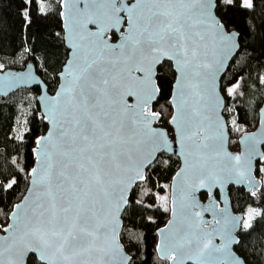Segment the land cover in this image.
Instances as JSON below:
<instances>
[{
	"label": "snow or ice",
	"instance_id": "6c2138e0",
	"mask_svg": "<svg viewBox=\"0 0 264 264\" xmlns=\"http://www.w3.org/2000/svg\"><path fill=\"white\" fill-rule=\"evenodd\" d=\"M31 3L25 0L26 6ZM69 3L72 7L61 15L71 25V51L62 83L45 103V119L52 128L37 140L40 167L30 172L31 198L15 206L13 223L4 229L11 241L7 249L0 244V264H132L119 240V217L129 207L136 211L137 205L154 206L142 198L129 199L126 193L132 185L138 187L137 182H147L145 170L158 159L155 153L162 155L169 147L168 133L153 127L161 113L151 108L162 91L156 72L165 60L173 62L168 67L177 74L175 114L168 123L175 125L187 149L185 167L177 176L190 173L193 183L178 193L186 201L187 229L170 240L165 237L158 249L173 264H238L228 250L230 228L218 233L223 247L216 246L211 237L218 230L205 233L203 221L197 219L201 214L193 211L194 192L209 189L211 198V186L223 182L221 172L238 182L251 181L249 158L225 153L224 159H217L219 153L210 142L222 138L223 130L201 106L204 80L212 67L209 44L232 39L215 14L216 0H64L65 6ZM219 4L254 7L253 0ZM38 11L46 12L43 0ZM23 15L29 22L27 7ZM109 32L118 43L109 42ZM190 96L197 99L190 102ZM15 183L13 178L5 188ZM150 194L151 189L144 192ZM172 214L175 218V207ZM258 215L250 209L243 227L251 228ZM215 254L223 259L213 260Z\"/></svg>",
	"mask_w": 264,
	"mask_h": 264
},
{
	"label": "trees",
	"instance_id": "16d2710c",
	"mask_svg": "<svg viewBox=\"0 0 264 264\" xmlns=\"http://www.w3.org/2000/svg\"><path fill=\"white\" fill-rule=\"evenodd\" d=\"M46 12L38 11L40 0H0V64L3 68L17 69L33 62L38 74L54 92L58 84V72L68 50L63 39L60 18V0H43ZM252 9L238 5L216 8L220 20L228 30L239 33L240 50L221 78V90L225 99L224 116L230 133L229 147L238 149L239 136L258 125L259 108L264 99V0H253ZM27 7L29 22L23 12ZM114 35V33H113ZM115 37V35H114ZM169 61L157 70V82L162 91L153 104V110L161 113L156 124L172 133L168 123L172 114L169 102L175 73L169 70ZM229 89L233 91L229 94ZM38 88H20L7 97H0V222L7 223L13 205L24 195L29 172L33 166V148L36 139L45 132L47 123L41 115L36 99ZM22 137V138H21ZM146 169L147 182L139 181L132 188L129 199H143L153 207L136 206L123 212L120 239L132 257V264H168L157 256V229L169 218V192L173 175L180 166L175 155L159 154ZM264 159L256 163V176L262 186L255 195L242 187L230 186L232 208L244 215L254 208L260 213L252 219V227L243 224L238 232L236 251L247 264H264ZM15 178L11 189L5 185ZM151 189V194L144 192ZM201 193L202 199L206 198ZM165 198V199H161ZM167 208V211H165ZM148 217H151L149 220Z\"/></svg>",
	"mask_w": 264,
	"mask_h": 264
},
{
	"label": "water",
	"instance_id": "95a60500",
	"mask_svg": "<svg viewBox=\"0 0 264 264\" xmlns=\"http://www.w3.org/2000/svg\"><path fill=\"white\" fill-rule=\"evenodd\" d=\"M126 2H131V0H126ZM70 7H72L71 3L65 6L64 0H60V18L62 22L63 39H64L65 47L68 50V53L64 63L61 66V69L58 72V84L54 92H49L47 88V84L38 74L33 62L27 63L24 66V68L21 69H17L14 67H6L0 69V97H7L8 95L17 91L20 88H33V87L38 88L36 99L39 104L41 115L43 116L44 121L47 123V128L45 132L39 135L36 139V145L33 148L34 162L31 169L40 167V165L38 164L39 157L37 156V149L39 147L37 144L38 138L42 136H46L47 133L52 128L51 123L45 119L46 100L47 98L54 96L56 91L59 89L62 83L61 73L64 71L65 65L69 59V53L71 51V48L69 47V43H68V34H69L68 29L71 25L69 24L68 18L66 16L61 15V12H66L67 8ZM215 14L219 18L216 9H215ZM227 32L232 34V39L224 40L222 42L218 41L215 45L209 44L208 59L209 62L212 64V67L208 70L207 76L204 80L203 101L201 102V106L202 109L207 110V114L211 117L213 121H217V120L219 121V124L223 130L222 138H218L215 141L210 142L214 144L215 151L219 153L217 159H221V160L224 159L225 153L231 154L233 156L242 155V159L249 158L251 160V181L245 179L243 181L238 182L234 177L229 176V174L226 171L221 172L220 176L223 182L222 183L217 182L211 186V194H212L211 198L208 195L209 189L198 188V190L194 192L193 195L197 206L193 209V211L199 212L201 214L200 217L197 219L203 221V223L200 224V228L205 233L210 232L214 228L218 230L217 233H213L211 237L213 244L216 246L223 247V238L218 233H223L225 229L230 228L231 239L229 242L228 250L237 259L238 264H247L244 258L235 249V246L238 245V243L232 242V241H239L238 232L242 226L243 214L241 212L234 211V209L232 208L229 188L230 186L242 187L245 189L246 192L252 195L253 192L255 193L258 192L262 186V181L257 178L255 170H256L257 161L264 159V155H262L264 154V99L259 108L258 125L253 130L242 133L238 138V149L232 151L229 147L230 133L228 129V123L223 113L225 108V99L221 90L220 83H221V78L227 71L231 61L234 59V57L237 55V53L240 50V39H239L238 31L227 29ZM108 34L109 36H112V40L109 41L110 43H118L116 39V35L114 34L115 35L114 37L113 32H109ZM169 62L173 63L172 61ZM176 75L177 74L175 73L174 81L172 83L171 93L169 97V102L172 106L171 116L175 114V109L172 103V96L174 91ZM158 96L159 94L157 95V97ZM125 99L130 101V98L128 97H125ZM156 99L151 102V108L152 111L159 113L158 111L153 110V104L156 101ZM196 99L197 98L194 96L189 97L190 102H194ZM171 116L169 120L171 119ZM156 123L157 121L153 123V127L164 129L168 133L169 147L163 153L175 155L180 160V166L173 175L170 183L169 218L163 226L157 229V243L155 247L157 256L160 259L167 260L168 264H173V262L170 261L166 255L161 253V251L158 249V245L161 244L162 240H164L165 237H168L170 240L173 235L187 229V222L185 219L186 201L179 199L178 193L182 190L187 189V187L193 183V179L190 173L186 174L183 177L177 176V173L180 172L183 167H185L184 159L187 149L185 146H182L180 144L175 125L169 123L170 126L172 127V133H170L167 130V128L161 125H157ZM159 154H160L159 152L155 153L156 156H158ZM30 172H29L28 185L24 195L21 197L19 201H17L13 205V208L8 215L7 223L2 225V223L0 222V237L6 238L4 241H0V244H2L5 249H7L8 244L11 241V233L5 232L4 229L7 228V226L10 223H13L12 213L16 211L15 206L18 204H22V202H24L25 197L31 198V193L29 192V189L31 187L32 177L30 175ZM134 186L135 184L132 185L131 190ZM130 193L131 191L126 193V195L130 197ZM201 193H205L207 195L205 199H202ZM174 201L175 204L173 203ZM174 207L176 209L175 218L173 217L172 214V210ZM122 214L123 212L120 214L119 217L120 219L119 233H121L123 227ZM226 219L230 220V223H226ZM169 221H174V223L170 225ZM216 221H220V223L217 224ZM161 229L165 230L163 235L160 232ZM169 229H171V231H169ZM119 240L120 243L123 245V251L127 255H130L126 251L125 246L120 239V236H119ZM7 258H8V253L6 252L5 253L6 262H7ZM212 259L213 260L223 259V256L221 254H215L212 257ZM186 264H194V262L186 261Z\"/></svg>",
	"mask_w": 264,
	"mask_h": 264
},
{
	"label": "rangeland",
	"instance_id": "374dc122",
	"mask_svg": "<svg viewBox=\"0 0 264 264\" xmlns=\"http://www.w3.org/2000/svg\"><path fill=\"white\" fill-rule=\"evenodd\" d=\"M40 2H41V0H40ZM44 3V2H43ZM44 6H45V3H44ZM3 68V66H2V64H0V69H2ZM158 125V124H157ZM252 209H254V208H252ZM250 210V209H249ZM249 210L247 211V213L244 215V217H243V221H242V224L244 223V221L245 220H247L248 219V213H249ZM255 210V209H254ZM256 212H257V210H255Z\"/></svg>",
	"mask_w": 264,
	"mask_h": 264
}]
</instances>
